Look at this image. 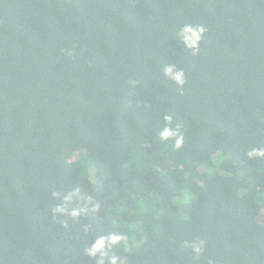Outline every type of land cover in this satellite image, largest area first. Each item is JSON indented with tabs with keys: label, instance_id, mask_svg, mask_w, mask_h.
I'll list each match as a JSON object with an SVG mask.
<instances>
[{
	"label": "trees",
	"instance_id": "1",
	"mask_svg": "<svg viewBox=\"0 0 264 264\" xmlns=\"http://www.w3.org/2000/svg\"><path fill=\"white\" fill-rule=\"evenodd\" d=\"M185 25L205 28L195 52ZM252 147L264 0H0V264H97L108 233L125 264H264Z\"/></svg>",
	"mask_w": 264,
	"mask_h": 264
},
{
	"label": "clouds",
	"instance_id": "2",
	"mask_svg": "<svg viewBox=\"0 0 264 264\" xmlns=\"http://www.w3.org/2000/svg\"><path fill=\"white\" fill-rule=\"evenodd\" d=\"M205 28L202 26L185 25L181 28L179 32L178 39L181 40L187 48H190L195 52L198 49L199 43L203 38ZM164 74L170 77L179 85L185 83L183 70H177L175 65L169 64L164 67ZM165 125L159 130L158 137L164 141L169 139H174V147L179 149L183 146L184 136L180 131V125L172 126L173 117L171 115H165L163 117ZM249 157H264V147H252L248 152ZM71 196L65 198L66 201L71 200ZM66 207H58L56 211L64 213ZM94 207L92 211H95ZM72 217H79L83 212H87V206L75 207L67 210ZM126 236L121 233H108L107 235H97L91 241L89 246L86 248V252L89 257H96L99 253V259L97 264H125V261L113 252L114 246L124 247L127 249L126 245H121V241L126 240ZM204 241L201 240L199 243L193 242L191 247L194 252L200 253L203 251ZM111 253V254H110Z\"/></svg>",
	"mask_w": 264,
	"mask_h": 264
}]
</instances>
